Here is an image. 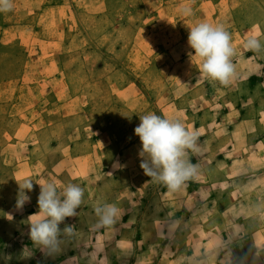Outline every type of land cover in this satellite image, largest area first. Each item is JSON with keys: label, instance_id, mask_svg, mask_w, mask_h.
<instances>
[{"label": "rangeland", "instance_id": "rangeland-1", "mask_svg": "<svg viewBox=\"0 0 264 264\" xmlns=\"http://www.w3.org/2000/svg\"><path fill=\"white\" fill-rule=\"evenodd\" d=\"M12 2L0 12V264H264V0ZM200 22L231 34L227 86L193 56ZM253 37L258 51L244 47ZM148 113L197 134V173L177 191L140 167ZM52 178L84 196L50 253L28 218ZM104 204L120 216L96 228Z\"/></svg>", "mask_w": 264, "mask_h": 264}, {"label": "clouds", "instance_id": "clouds-1", "mask_svg": "<svg viewBox=\"0 0 264 264\" xmlns=\"http://www.w3.org/2000/svg\"><path fill=\"white\" fill-rule=\"evenodd\" d=\"M12 0H0V12L10 11ZM184 15L190 9L184 8ZM188 43L194 50V57L200 61L203 76L229 85L236 78L232 57L235 55L231 34L222 25L200 22L190 28ZM245 48L259 50L262 45L256 38H249ZM140 124L135 134L140 138L142 149L139 152L140 167L153 182L163 183L169 191H177L185 182L195 176L198 165L192 163L189 151L198 152L197 134L190 131L179 119L164 118L155 113L140 116ZM117 165H114V168ZM112 175V173H108ZM38 196L39 211L28 218L29 237L34 244L50 253L58 250L62 233L71 235L74 226L65 224L66 218L77 215L83 201L84 189L78 184L69 183L59 190L60 181L55 178L42 181ZM17 207L22 208L30 202L27 192L33 189L31 180L19 184ZM115 204H104L95 208L98 222L96 228L108 227L120 216ZM65 226L61 229L60 225Z\"/></svg>", "mask_w": 264, "mask_h": 264}]
</instances>
